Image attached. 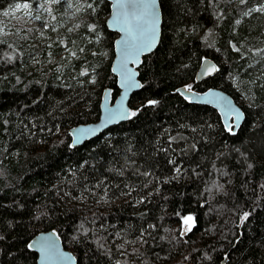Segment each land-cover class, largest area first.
I'll use <instances>...</instances> for the list:
<instances>
[{"label":"trees","instance_id":"1","mask_svg":"<svg viewBox=\"0 0 264 264\" xmlns=\"http://www.w3.org/2000/svg\"><path fill=\"white\" fill-rule=\"evenodd\" d=\"M45 1L0 0V21ZM159 1L136 114L76 148L69 129L120 93L110 3L57 0L30 44L0 40V264H37L30 243L49 230L78 264H264V0ZM207 57L219 71L196 82ZM183 86L222 89L244 123L228 131Z\"/></svg>","mask_w":264,"mask_h":264},{"label":"water","instance_id":"2","mask_svg":"<svg viewBox=\"0 0 264 264\" xmlns=\"http://www.w3.org/2000/svg\"><path fill=\"white\" fill-rule=\"evenodd\" d=\"M108 1L111 5V14L106 26L110 31L118 34L114 43V61L111 69L113 75L117 77L120 93L116 99H113L112 90L106 88L102 95L99 119L69 130L74 148L100 136L111 127L131 119L132 115L129 113L132 112V97L142 88L139 69L143 59L157 49L162 37L163 12L159 0H155L159 19L156 25L155 44L151 48L145 47L151 28V18L140 7L143 3H151V0ZM218 71V65L212 59L205 58L196 73L195 81L206 80ZM177 92L192 104L209 106L216 110L226 129L232 126V133H236L246 119L243 108L231 95L220 88L199 92L191 88L189 91V86H183ZM186 227L185 223L183 235L189 231ZM30 247L38 256L37 264H78L75 255L65 248L62 238L53 230L35 236Z\"/></svg>","mask_w":264,"mask_h":264},{"label":"rangeland","instance_id":"3","mask_svg":"<svg viewBox=\"0 0 264 264\" xmlns=\"http://www.w3.org/2000/svg\"><path fill=\"white\" fill-rule=\"evenodd\" d=\"M54 2H57V0H46L45 2L39 3L37 6H33L29 2L16 4L5 13L0 21V40L9 39L17 41L18 44L23 42H27V44H30V42L26 41L29 39L28 31L36 28L38 17L37 15L40 13V11L46 13L48 9L51 8V4ZM24 4H28L29 7L25 9L23 7ZM45 4L47 5V7L45 6ZM108 17L109 16H106V14H102L101 22L107 21ZM41 35L45 36L44 33H41ZM56 59L49 55V61L47 64H49V62L57 61ZM187 229L190 230V227L187 226Z\"/></svg>","mask_w":264,"mask_h":264},{"label":"snow or ice","instance_id":"4","mask_svg":"<svg viewBox=\"0 0 264 264\" xmlns=\"http://www.w3.org/2000/svg\"><path fill=\"white\" fill-rule=\"evenodd\" d=\"M23 7L25 9H27L29 7L28 4H24ZM140 7L144 10V13L147 14L148 16H150L151 18V28L149 30V36L148 39L146 41L145 47L147 48H151L154 44H155V40H156V25L158 23V13L156 12V7H155V0H151V3H143L140 5ZM38 18V17H37ZM190 91V88H189ZM150 103L155 104L156 101H150ZM135 112H131L129 113V115H135ZM238 126V125H237ZM229 131H232V126L228 127ZM82 132L85 130H81ZM234 134V133H233ZM177 171H179V169H177ZM248 213L244 214V219H247ZM193 218L191 216L185 217L184 218V222L188 223L189 221H191Z\"/></svg>","mask_w":264,"mask_h":264},{"label":"bare ground","instance_id":"5","mask_svg":"<svg viewBox=\"0 0 264 264\" xmlns=\"http://www.w3.org/2000/svg\"><path fill=\"white\" fill-rule=\"evenodd\" d=\"M110 14H111V12H110ZM109 17H110V15H109ZM109 17H108V18H109ZM107 20H108V19H107ZM207 58H208V57H207ZM113 61H114V59H113ZM214 62H215V61H214ZM215 63H216V62H215ZM112 64H113V62H112ZM72 147H73V146H72ZM73 148H74V147H73Z\"/></svg>","mask_w":264,"mask_h":264},{"label":"flooded vegetation","instance_id":"6","mask_svg":"<svg viewBox=\"0 0 264 264\" xmlns=\"http://www.w3.org/2000/svg\"><path fill=\"white\" fill-rule=\"evenodd\" d=\"M108 1V0H107ZM109 2V1H108ZM110 8H111V5H110Z\"/></svg>","mask_w":264,"mask_h":264}]
</instances>
